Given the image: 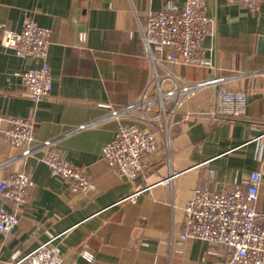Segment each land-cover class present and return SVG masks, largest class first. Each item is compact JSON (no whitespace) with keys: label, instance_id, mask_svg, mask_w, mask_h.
I'll return each mask as SVG.
<instances>
[{"label":"crops","instance_id":"crops-1","mask_svg":"<svg viewBox=\"0 0 264 264\" xmlns=\"http://www.w3.org/2000/svg\"><path fill=\"white\" fill-rule=\"evenodd\" d=\"M171 1L187 0H0V180L24 169L33 181L20 207L0 193L8 209L19 211L14 232L0 233V264L51 238L72 264H89L79 254L84 243L95 251L93 264H219L208 241L181 238L193 190L227 189L259 169L257 206L264 210V4L251 11L203 0L213 20L206 54L215 67L167 63L187 80L244 73L233 82L247 91L242 116L218 114L216 90L205 86L185 99L170 130L157 135L159 147L144 157L136 177H121L102 156L120 123L112 110L154 78L142 32L146 16ZM27 18L52 29L53 88L38 103L26 93L22 74L40 59L3 44L5 29L20 30ZM156 70L165 72L160 65ZM12 116L32 117L38 141L59 137V151L84 169L94 189L76 193L69 180L54 177L38 159L45 148L17 156L2 130Z\"/></svg>","mask_w":264,"mask_h":264},{"label":"built area","instance_id":"built-area-1","mask_svg":"<svg viewBox=\"0 0 264 264\" xmlns=\"http://www.w3.org/2000/svg\"><path fill=\"white\" fill-rule=\"evenodd\" d=\"M251 11H259L264 0H227ZM213 20L203 0L184 4L168 2L159 11H149L142 25L147 56L152 62L154 78L126 105L114 108L112 115L120 121L115 136L103 145L102 156L123 178L133 179L143 167L146 155L157 151V135L170 130L185 99L194 91L213 86L216 90L217 113L240 117L246 111L247 91L233 82L244 73L215 75L201 80H187L167 68V63L214 68L206 54L205 41L212 32ZM52 29L33 19H25L20 30L6 28L5 47L20 57L40 59V64L22 74L26 93L38 103L53 88V75L48 63ZM165 68L159 74L156 66ZM3 128L5 138L20 151L17 156H35L45 162L54 177L69 180L76 193L94 189V183L83 168L65 158L57 148L59 137L38 141L32 117L12 116ZM263 181L262 170H253L244 182L223 190L197 187L185 204L182 239L208 241L220 255L219 264H264V210L257 206ZM33 181L26 170L7 173L0 180V193L16 207L24 205L32 194ZM132 196V195H131ZM129 196L128 198H131ZM19 223L18 209H8L0 201V233L10 236ZM79 254L93 264L95 251L87 244ZM9 264H72L60 253L51 238L28 253L16 252Z\"/></svg>","mask_w":264,"mask_h":264}]
</instances>
